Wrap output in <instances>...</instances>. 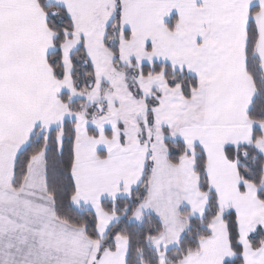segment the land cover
I'll list each match as a JSON object with an SVG mask.
<instances>
[{"label": "snow or ice", "instance_id": "obj_1", "mask_svg": "<svg viewBox=\"0 0 264 264\" xmlns=\"http://www.w3.org/2000/svg\"><path fill=\"white\" fill-rule=\"evenodd\" d=\"M0 264H264V0H0Z\"/></svg>", "mask_w": 264, "mask_h": 264}]
</instances>
